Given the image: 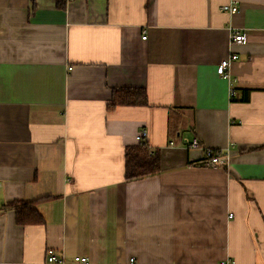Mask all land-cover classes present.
<instances>
[{
	"label": "crops",
	"instance_id": "crops-1",
	"mask_svg": "<svg viewBox=\"0 0 264 264\" xmlns=\"http://www.w3.org/2000/svg\"><path fill=\"white\" fill-rule=\"evenodd\" d=\"M141 130L160 173L126 182ZM0 183V264H264V0H0Z\"/></svg>",
	"mask_w": 264,
	"mask_h": 264
},
{
	"label": "trees",
	"instance_id": "trees-1",
	"mask_svg": "<svg viewBox=\"0 0 264 264\" xmlns=\"http://www.w3.org/2000/svg\"><path fill=\"white\" fill-rule=\"evenodd\" d=\"M68 0H55L56 9L65 10ZM146 105V93L141 90H119L113 92L109 109L118 106ZM146 142L126 148L124 153V181H136L160 173V156L149 151ZM35 202L21 201L10 204L15 222L21 226L41 225L42 216L34 207Z\"/></svg>",
	"mask_w": 264,
	"mask_h": 264
},
{
	"label": "built area",
	"instance_id": "built-area-1",
	"mask_svg": "<svg viewBox=\"0 0 264 264\" xmlns=\"http://www.w3.org/2000/svg\"><path fill=\"white\" fill-rule=\"evenodd\" d=\"M221 10L223 12H228L230 14H233L237 11V7L234 4H228L221 7ZM141 40H145V31L142 32ZM230 43L234 45H242L244 44L245 40L244 37L239 33H234L230 35ZM237 59V56L235 54H229L228 57L224 60H221L216 68V73L221 76L223 79L228 81V97L232 98L234 95V80L232 81L230 79V74L227 71L230 67V64ZM147 132L146 130H141L139 134L135 137V140L137 142H144L146 141ZM183 145L188 150H197L201 153V162L200 165L203 167H209V168H224L228 164V156L226 151H218L213 150L210 148H206L204 146H201L199 141L196 138L182 139ZM171 144V143H170ZM1 187V183H0ZM132 262V261H131ZM130 262V263H131ZM45 264H90L88 258L82 257V256H74L70 260H66L62 256H56L52 252H49V254L46 256ZM219 264H234L232 261H224L220 262Z\"/></svg>",
	"mask_w": 264,
	"mask_h": 264
}]
</instances>
